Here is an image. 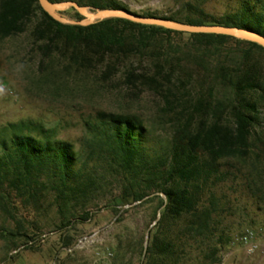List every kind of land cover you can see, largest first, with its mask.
<instances>
[{
	"label": "trees",
	"instance_id": "trees-1",
	"mask_svg": "<svg viewBox=\"0 0 264 264\" xmlns=\"http://www.w3.org/2000/svg\"><path fill=\"white\" fill-rule=\"evenodd\" d=\"M205 1L187 0L171 15H145L245 28L264 36V0H238L233 10L221 16L207 13L201 4ZM90 5L96 9H128L117 0H95ZM25 32L40 56V70L48 71L47 60L57 54L66 61L65 71L87 72L102 65L106 77L130 56L154 51L159 35L187 33L122 17L86 26L66 24L48 14L39 0H0V41ZM187 34L200 44L219 46L234 40L250 46L236 67L217 68L220 84L230 95L216 106L199 101L197 109L213 108L210 120L201 119L195 128L190 123L182 126L159 149L148 141L143 123L129 115L100 112L86 122L80 150L70 142L55 139L40 123L14 124L19 130L9 139L0 140V192L8 187L29 202L38 203L51 191L61 212L68 213L70 208L89 201L105 175H121L125 180L123 199L141 201L148 195L145 189L164 195L155 196L160 200L161 218L142 264H193L194 252L199 254V264H215L221 240L216 238V227L222 211L217 190L229 179L231 169L245 175L230 161L245 164L251 159L253 129L260 122V107H264L263 69L252 54L264 53V47L227 35ZM137 69L128 68L129 82L159 85L155 77L137 73ZM224 107L231 115L229 122L222 120ZM257 172L258 165L252 161L245 178L250 188ZM89 215L86 212L83 216Z\"/></svg>",
	"mask_w": 264,
	"mask_h": 264
},
{
	"label": "rangeland",
	"instance_id": "rangeland-1",
	"mask_svg": "<svg viewBox=\"0 0 264 264\" xmlns=\"http://www.w3.org/2000/svg\"><path fill=\"white\" fill-rule=\"evenodd\" d=\"M75 1L93 12L100 10L90 5L95 0ZM117 1L143 15H171L187 0ZM237 3L207 0L201 4L207 13L221 16ZM61 15L84 19L74 7ZM249 47L234 40L219 46L200 44L187 33L161 34L154 51L130 56L124 63L129 69L139 68L137 73L155 77L159 85L154 87L139 80L129 82L123 64L109 77L102 65L87 72L65 71L66 61L57 54L47 60L48 71L40 70V56L32 49L28 32L6 38L0 41V78L8 85L7 90L0 89V140L19 130L14 124L34 122L50 129L55 139L80 150L86 122L105 112L137 118L146 128L150 144L159 149L182 126L190 123L195 128L201 119H211L213 108L197 109L199 101L216 106L230 95L220 84L217 68L236 67ZM252 56L260 61L264 75V53L257 51ZM259 111L251 159L245 164L230 161L245 175L231 169L229 179L217 190L222 211L216 227V238L221 240L215 264H264V107ZM231 119L224 107L222 120ZM252 161L258 172L250 188L245 178ZM124 182L121 175H105L89 201L68 213L61 212L51 191L35 203L3 188L0 264H13L21 256L30 264H142L161 218L160 200L155 196L164 195L145 189L148 195L143 200L129 201L123 199ZM86 212L88 217L83 216ZM248 231L256 233L258 246L253 254L247 253L243 239ZM192 256V263L199 264L198 252Z\"/></svg>",
	"mask_w": 264,
	"mask_h": 264
},
{
	"label": "water",
	"instance_id": "water-1",
	"mask_svg": "<svg viewBox=\"0 0 264 264\" xmlns=\"http://www.w3.org/2000/svg\"><path fill=\"white\" fill-rule=\"evenodd\" d=\"M41 7L56 20L66 24L90 25L97 21L122 17L138 23L147 25H158L167 29L187 32V33H212L232 36L238 39H245L257 42L264 47V36L258 32L232 26L219 24H189L185 22L172 21L167 18L157 16H146L130 9H100L96 12L89 10L88 7L80 5L75 0H65L60 2H52L50 0H39ZM69 7H74L84 19L73 20L61 15V12Z\"/></svg>",
	"mask_w": 264,
	"mask_h": 264
},
{
	"label": "built area",
	"instance_id": "built-area-1",
	"mask_svg": "<svg viewBox=\"0 0 264 264\" xmlns=\"http://www.w3.org/2000/svg\"><path fill=\"white\" fill-rule=\"evenodd\" d=\"M0 89L7 90V82L0 78ZM246 251L248 254H253L258 246L256 242V233L254 231H248L244 236Z\"/></svg>",
	"mask_w": 264,
	"mask_h": 264
},
{
	"label": "crops",
	"instance_id": "crops-1",
	"mask_svg": "<svg viewBox=\"0 0 264 264\" xmlns=\"http://www.w3.org/2000/svg\"><path fill=\"white\" fill-rule=\"evenodd\" d=\"M13 264H30V262L26 260V257L24 258V256H21ZM39 264H45V263L39 262Z\"/></svg>",
	"mask_w": 264,
	"mask_h": 264
}]
</instances>
